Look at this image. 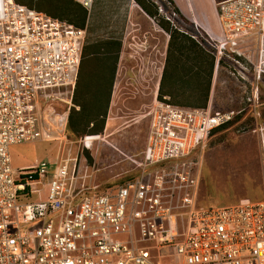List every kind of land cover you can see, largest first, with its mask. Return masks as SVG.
Listing matches in <instances>:
<instances>
[{"label":"built area","instance_id":"obj_1","mask_svg":"<svg viewBox=\"0 0 264 264\" xmlns=\"http://www.w3.org/2000/svg\"><path fill=\"white\" fill-rule=\"evenodd\" d=\"M72 1L89 17L94 0ZM214 4L219 33L205 45L215 70L223 61L259 79L264 0ZM86 34L87 25L0 0V264H264V200L202 207L196 198L212 132L244 115L256 123L254 97L246 112H218L155 95L143 148L109 188L77 166L78 153L13 169L11 147L49 140L60 123L65 133ZM250 46L255 60L241 51Z\"/></svg>","mask_w":264,"mask_h":264},{"label":"rangeland","instance_id":"obj_2","mask_svg":"<svg viewBox=\"0 0 264 264\" xmlns=\"http://www.w3.org/2000/svg\"><path fill=\"white\" fill-rule=\"evenodd\" d=\"M150 1L157 6L158 20H166L170 26L187 31L202 45L208 42L206 33L175 13L167 0ZM193 1L215 22L211 0ZM23 4L27 5V0ZM134 5L133 0H94L86 19L85 45L113 38L119 39L124 47L119 55L103 131L91 136L100 140L88 150L81 144L86 136L72 137L65 129L63 135L59 133L49 140L13 146L10 153L14 170L41 161L67 159L66 155L72 149L70 158L74 159L78 153L77 166L89 167L97 184L109 188L129 174L131 165L125 156L136 155L143 148L148 121L145 114L155 97L158 70L167 40V34L156 24L158 20L146 17ZM41 9L45 14L48 11L45 5ZM254 49L255 46H250L241 48V51L255 60ZM261 69L264 70L263 65ZM86 72L93 76L99 68L90 63ZM242 78L223 62L213 71L207 102L212 110L240 112L245 109L246 112L247 99L254 97L257 122L252 118L244 121V115L242 120L210 136L202 153L196 197L197 204L202 207L231 205L241 199L264 200V74L258 79L249 68ZM251 84L258 87L255 95L251 94ZM86 153L91 161L87 160Z\"/></svg>","mask_w":264,"mask_h":264},{"label":"trees","instance_id":"obj_3","mask_svg":"<svg viewBox=\"0 0 264 264\" xmlns=\"http://www.w3.org/2000/svg\"><path fill=\"white\" fill-rule=\"evenodd\" d=\"M15 1L25 5V0ZM133 1L148 18L153 21L159 18L157 6L150 0ZM167 2L173 6L174 12L180 15L172 0ZM44 5L48 8V15L79 28L85 27L87 13L72 0H27L26 6L42 11L41 6ZM156 24L168 35L157 98L162 100L166 97L170 103L181 107L205 108L215 69L214 54L206 47L205 42L202 45L201 41L195 40L187 31L170 26L168 21L159 19ZM121 48L122 42L113 38L84 46L72 100L74 106L69 112L66 125L67 132L72 137L97 136L102 133ZM90 63L98 66L99 72L96 75L91 76L86 72ZM240 117L238 116L237 120ZM226 127L228 126L216 129L211 135ZM85 156L91 161L88 153Z\"/></svg>","mask_w":264,"mask_h":264},{"label":"crops","instance_id":"obj_4","mask_svg":"<svg viewBox=\"0 0 264 264\" xmlns=\"http://www.w3.org/2000/svg\"><path fill=\"white\" fill-rule=\"evenodd\" d=\"M172 2L174 3L175 7L178 9L180 15L186 19L184 20L187 22L189 21L191 24L196 25L197 27L201 28L206 33L207 37L212 34L219 33V23L217 19L216 7H215L213 0H211V2H212V5L214 7V12H215L214 14L215 22L213 21V17H211L207 12H205L203 9L198 7L197 4L194 3L193 0H172ZM134 6L137 8L136 5ZM214 30H216V32H214ZM167 43H168V35H167L166 42H164V52L162 55L163 58L161 60V65L158 70V78H157V84H156L154 96L155 95L157 96L159 82H160L162 70L164 67ZM123 50H124V47H122V51Z\"/></svg>","mask_w":264,"mask_h":264},{"label":"bare ground","instance_id":"obj_5","mask_svg":"<svg viewBox=\"0 0 264 264\" xmlns=\"http://www.w3.org/2000/svg\"><path fill=\"white\" fill-rule=\"evenodd\" d=\"M63 126H64V123H60L57 125V128H56V132L57 133H62L63 132ZM54 135H57V134H54ZM53 136H50V139H52ZM57 140H62L61 138L57 137ZM100 140V138H96V137H91V136H86L84 137L82 140H81V143L82 145L87 148L88 150H92V147H93V143L95 141H98ZM103 141V140H102ZM71 153H72V149H69L68 151V155H66L67 159H70V156H71Z\"/></svg>","mask_w":264,"mask_h":264}]
</instances>
